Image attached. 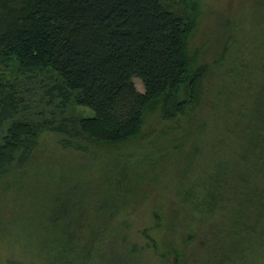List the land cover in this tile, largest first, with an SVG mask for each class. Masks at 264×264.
Instances as JSON below:
<instances>
[{"label":"trees","instance_id":"1","mask_svg":"<svg viewBox=\"0 0 264 264\" xmlns=\"http://www.w3.org/2000/svg\"><path fill=\"white\" fill-rule=\"evenodd\" d=\"M249 7L258 24L252 44L247 49L228 45L227 35L224 50L204 61L199 46L190 43L200 15L197 0H0V236L18 235L29 254L25 262L7 257L4 264H97L99 256L106 261L119 255H108L98 245L119 227L133 258L143 247L130 237L128 221L116 225L112 216L89 217L80 204L39 195L34 176L46 174L52 165L50 155L40 154L41 139L54 135L58 145L71 149L84 142L124 143L139 136L154 113L174 121L159 127L164 133L160 144L179 126L182 133L171 142L175 150L185 147L189 137L203 141L206 125L196 129L192 113L205 93L203 78L224 62L234 80L205 102L213 122L222 112L233 116L225 121L224 136L232 134L238 143L230 147L226 170L218 161L199 215L192 212L200 203L194 198L195 183L173 187L180 200L192 204L181 217L210 211L221 188L227 192L224 183L232 187L231 178L235 184L245 183L248 174L254 179L256 172L264 178V0H249ZM234 39L233 27L229 43ZM133 76L140 78L142 90ZM76 105L92 113L76 112ZM181 116L185 123L176 124ZM198 141L186 153L183 175L195 165ZM258 147L259 159L252 153ZM263 186L264 181L262 192ZM158 217L154 213L151 223L139 227L141 238L147 237L157 254L177 255L180 247L167 232L172 225L161 224Z\"/></svg>","mask_w":264,"mask_h":264},{"label":"rangeland","instance_id":"2","mask_svg":"<svg viewBox=\"0 0 264 264\" xmlns=\"http://www.w3.org/2000/svg\"><path fill=\"white\" fill-rule=\"evenodd\" d=\"M197 1L200 15L190 43L192 47L199 46L202 60L209 61L218 56L224 50L222 47L227 35L228 45L235 44L243 49L255 40L257 33L254 36L253 29L258 24L254 21L255 10H250L249 0ZM233 27L235 39L229 43ZM228 68L229 65L224 62L203 78L201 88L205 93L201 95L199 105L192 110V124L197 129L201 127L199 123H203L206 133L202 136L203 141L189 137L185 147L178 151L171 142L182 133V126L175 127L162 145L158 139L164 133H160L159 127L174 124V121L162 120L154 113L148 117L149 126H145L139 136L124 143L84 142V147L71 149L58 145L54 135L41 139L40 154L50 155L52 165L46 174L38 172L34 176L39 195L52 196L54 200L76 206L80 204L79 209L87 210L89 217L100 219L112 216L111 222L116 225L128 221L132 225L130 237L142 244L143 248L134 251V257L130 258L128 247L121 242L119 227V231L117 228L108 232L105 239L98 242L103 252L119 255L109 256L106 261L99 256L97 264H264V186L263 192L259 187L264 178L261 173H254V179L248 174L245 183L238 180L235 184L234 178H231L232 187L224 183L227 192L223 193L221 188L210 211L203 216L186 219H182V212L192 204L180 200L173 188L192 181L195 183L194 198L200 203L192 208V212L199 215L200 206H205L201 199L214 183L218 161H222L227 169L225 165L230 147H236L238 140L230 133L224 136L227 132L224 124L233 116L222 112L217 122H213L205 97L215 95L220 85L230 86L234 79ZM133 80L136 87L142 90L140 78L133 76ZM242 105L247 106L246 103ZM75 111L92 113L90 107L83 105H76ZM234 119L238 120L237 127L241 128V118L236 115ZM178 120L176 124L185 123L182 116ZM150 129L155 130L149 132ZM218 137H223V141L218 143ZM179 138L182 142L183 135ZM197 141L200 149L195 152V165L183 175L186 153L191 143ZM261 151L258 147L252 153L259 159L256 154ZM34 194L37 195V190ZM107 201L117 204H104ZM175 207L178 209L177 216L173 215ZM9 209L10 206L6 209L4 220L8 218ZM154 213L159 215L161 224L172 225L167 232L168 236L171 235L169 238H173L170 242L180 247L177 255L171 252L158 255L150 248L148 238H141L139 227L151 223ZM187 230H191L193 235ZM25 247L18 235L0 236V264H4L7 257L25 262L29 258ZM33 258L38 262V257Z\"/></svg>","mask_w":264,"mask_h":264}]
</instances>
